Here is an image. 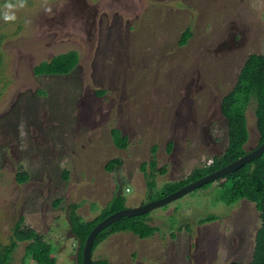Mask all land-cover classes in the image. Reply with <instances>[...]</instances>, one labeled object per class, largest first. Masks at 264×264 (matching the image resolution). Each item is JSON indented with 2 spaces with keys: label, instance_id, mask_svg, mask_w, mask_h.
I'll return each mask as SVG.
<instances>
[{
  "label": "rangeland",
  "instance_id": "374dc122",
  "mask_svg": "<svg viewBox=\"0 0 264 264\" xmlns=\"http://www.w3.org/2000/svg\"><path fill=\"white\" fill-rule=\"evenodd\" d=\"M9 2L16 0H0V17ZM16 17L10 23L0 18V241L10 242L24 216L25 226L52 243L58 263L69 264L79 241L65 205L83 201L79 212L87 220L117 191L125 192L128 207L141 205L225 151L228 118L221 101L248 56L264 54V0H27ZM188 27L192 34L182 44ZM68 51L79 54L70 72H34ZM246 116L250 151L260 137L254 100ZM115 128L128 136L125 147L115 141ZM155 146L159 189L151 193L145 173ZM116 158L122 163L107 169ZM23 170L29 179L20 183ZM210 214L219 217L199 222ZM150 216L158 231L147 237L114 231L93 258L248 262L262 224L255 202L229 205L208 186ZM26 244L14 251V264H23Z\"/></svg>",
  "mask_w": 264,
  "mask_h": 264
},
{
  "label": "trees",
  "instance_id": "16d2710c",
  "mask_svg": "<svg viewBox=\"0 0 264 264\" xmlns=\"http://www.w3.org/2000/svg\"><path fill=\"white\" fill-rule=\"evenodd\" d=\"M192 30L190 27L186 29V35L182 38V44L187 42ZM79 62V54L77 51H68L56 55L49 61H43L34 67L36 74H64L70 72ZM256 102L257 129L259 131V146L264 141V54L252 53L244 62L238 75L235 86L229 93L223 96L221 108L228 118V136L229 142L225 151L212 160L209 164L195 167L189 176L184 179L167 182L169 184L165 188L160 189L162 196L173 192L180 187L196 180L206 174H209L233 160L243 156L248 152L245 144L249 140L248 120L246 109L252 101ZM114 139L118 145L126 146L128 144V136L123 135L119 128L113 131ZM172 141L168 142L169 150L172 147ZM153 148V158L149 161L150 171H146L145 178L148 186V192H154L157 188L156 169L157 160L155 150ZM120 158L113 159L107 164V169L112 170L116 165L121 164ZM146 170V164H143ZM162 171V169H161ZM68 171L64 172V177L68 178ZM29 179L28 171H20L17 173V180L22 183ZM204 186L212 187L215 191L216 198L232 205L241 199H247L255 202L262 224L256 234V243L254 247L253 258L248 262H232L231 264H264V153L246 163L237 170H234L219 179L209 182ZM62 198L56 200L59 205ZM83 201L70 202L65 205L68 227L74 237L79 241L76 261L69 264H83V247L85 241L94 228V226L107 217L108 215L127 207V197L124 191H117L108 204L102 208L101 213L95 219L87 220L80 212L79 208ZM219 216L210 214L199 220L200 223L212 221ZM151 216L144 213L136 216H125L114 222L96 237L93 254L96 247L105 240L110 234L117 230H130L140 237H147L158 231L159 227L151 225ZM26 241L25 254L23 264H59L57 256L54 253L52 243L45 235L38 232L33 227L24 225V216L16 221L10 242L3 244L0 241V264H14V251L19 243ZM93 264H113L106 258H93Z\"/></svg>",
  "mask_w": 264,
  "mask_h": 264
},
{
  "label": "water",
  "instance_id": "95a60500",
  "mask_svg": "<svg viewBox=\"0 0 264 264\" xmlns=\"http://www.w3.org/2000/svg\"><path fill=\"white\" fill-rule=\"evenodd\" d=\"M264 153V141L257 146L256 148L248 151L246 154L243 156L233 160L229 164L209 173L206 174L196 180H193L189 182L188 184L180 187L179 189L170 192L169 194L162 196L160 198L148 201L146 203H142L141 205L134 206V207H125L121 210H118L101 221H99L94 228L91 230L89 233L84 247H83V264H93V248L95 244V240L97 235L113 224L114 222L118 221L120 218L128 216H136V215H141L144 213H149L152 210H155L156 208L165 206L172 201L186 195L189 192L194 191L195 189L204 186L205 184H208L209 182L215 181L219 179L220 177L239 169L246 163L260 157Z\"/></svg>",
  "mask_w": 264,
  "mask_h": 264
},
{
  "label": "clouds",
  "instance_id": "9594fccd",
  "mask_svg": "<svg viewBox=\"0 0 264 264\" xmlns=\"http://www.w3.org/2000/svg\"><path fill=\"white\" fill-rule=\"evenodd\" d=\"M27 0H16L15 3H7L4 5V11L2 13V18L5 23L14 22L16 17V10L22 9L26 6ZM47 11H51V9H46Z\"/></svg>",
  "mask_w": 264,
  "mask_h": 264
},
{
  "label": "flooded vegetation",
  "instance_id": "af4514ba",
  "mask_svg": "<svg viewBox=\"0 0 264 264\" xmlns=\"http://www.w3.org/2000/svg\"><path fill=\"white\" fill-rule=\"evenodd\" d=\"M232 40H233V42H237L236 40H237V38L236 37H232ZM261 218V217H260ZM260 222H261V219H260ZM262 223V222H261ZM259 229V228H258ZM258 229H257V231H258ZM257 231H256V234H257ZM255 240H256V235H255ZM256 243V242H255Z\"/></svg>",
  "mask_w": 264,
  "mask_h": 264
}]
</instances>
